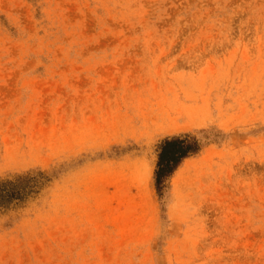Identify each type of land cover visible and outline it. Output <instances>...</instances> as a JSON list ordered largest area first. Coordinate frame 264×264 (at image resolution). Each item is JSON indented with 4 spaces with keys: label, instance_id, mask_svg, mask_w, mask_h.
Segmentation results:
<instances>
[{
    "label": "rangeland",
    "instance_id": "obj_1",
    "mask_svg": "<svg viewBox=\"0 0 264 264\" xmlns=\"http://www.w3.org/2000/svg\"><path fill=\"white\" fill-rule=\"evenodd\" d=\"M0 264H264V0H0Z\"/></svg>",
    "mask_w": 264,
    "mask_h": 264
},
{
    "label": "trees",
    "instance_id": "obj_2",
    "mask_svg": "<svg viewBox=\"0 0 264 264\" xmlns=\"http://www.w3.org/2000/svg\"><path fill=\"white\" fill-rule=\"evenodd\" d=\"M182 144V141L178 140V139H173V140H166L163 145H162V155H161V162L164 165L167 160H176L177 162L180 161V159L182 157H184V155L186 154L185 151H181L180 153H178V155H176L174 148L172 147L173 145H180ZM176 155V157H175ZM176 162V163H177Z\"/></svg>",
    "mask_w": 264,
    "mask_h": 264
}]
</instances>
